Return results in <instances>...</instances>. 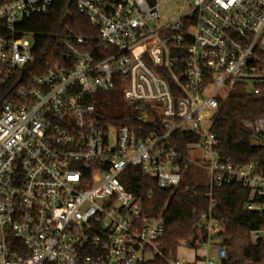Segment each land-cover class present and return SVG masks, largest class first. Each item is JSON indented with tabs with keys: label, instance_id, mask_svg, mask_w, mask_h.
<instances>
[{
	"label": "built area",
	"instance_id": "1",
	"mask_svg": "<svg viewBox=\"0 0 264 264\" xmlns=\"http://www.w3.org/2000/svg\"><path fill=\"white\" fill-rule=\"evenodd\" d=\"M75 1L97 37H64V62L24 86L20 72L34 60L24 24L47 15L54 0L0 5V264H189L165 256L162 215H146L121 184L134 167L161 189L199 171L211 199L199 224L205 240L197 231L179 247L202 248L203 264H219L225 223L212 218V190L236 184L264 200V166L225 159L211 131L236 85L264 94V0ZM169 2L187 12L153 27ZM116 88L145 122L157 116L162 134L140 138L129 125L102 123L90 98ZM244 127L264 136V118ZM176 132L198 136L187 156L170 146ZM196 151L202 156L191 160ZM262 201L245 210L263 216Z\"/></svg>",
	"mask_w": 264,
	"mask_h": 264
},
{
	"label": "trees",
	"instance_id": "2",
	"mask_svg": "<svg viewBox=\"0 0 264 264\" xmlns=\"http://www.w3.org/2000/svg\"><path fill=\"white\" fill-rule=\"evenodd\" d=\"M9 1L0 0V5ZM24 31L34 35V60L20 72L23 77L20 85L23 86L27 81L42 75L48 65L64 62V37H97V31L93 29L90 20L79 13L75 0H54L52 10L47 15L26 22ZM90 102L96 107L102 123L117 127L129 125L140 138L151 133L162 134L157 116L154 122H145L143 113L124 101L118 88L96 93ZM257 118H264V94L254 96L245 86L236 85L234 91L221 103L211 128L217 137V149L222 157L239 165L260 163L264 166V144H256L264 141V136L254 137L244 127L246 120ZM197 142L196 134L185 132H176L169 140L170 146L184 156L188 155L187 146ZM186 164L182 161L181 169H185ZM193 170L189 168L185 172L184 184L177 189L157 187L156 182L145 177L137 167L129 168L120 178L125 190L141 200L140 205L146 215H162L163 252L173 261L177 259L179 243L196 236L197 231H201L205 240V232L199 224L211 207V199L207 196L210 189L202 185L203 181H196L195 174L201 176L199 171ZM212 199L215 202L212 218L225 223L224 233L220 237L227 257L219 264H264V215L245 210L248 202H260L263 199H256L248 189L236 184L213 189ZM257 231L261 235L255 238L253 235ZM144 264L169 263L157 257Z\"/></svg>",
	"mask_w": 264,
	"mask_h": 264
},
{
	"label": "rangeland",
	"instance_id": "3",
	"mask_svg": "<svg viewBox=\"0 0 264 264\" xmlns=\"http://www.w3.org/2000/svg\"><path fill=\"white\" fill-rule=\"evenodd\" d=\"M112 2L118 1V0H110ZM187 12L186 5L183 2H169L167 4H164L160 6L159 13H160V21L152 23L153 27H156L157 29H161L162 27L169 25L173 21L177 20L181 16H183ZM256 144H264V141L256 142ZM202 156L200 151H196L195 153L190 152L189 158L191 160L199 159ZM196 181L198 183H201L202 178L199 177V175L195 174ZM197 256L198 257H206V251L202 248L196 249ZM211 258L216 259L215 251L211 250L210 254ZM195 256V252L192 249H189L187 247H179L177 251V259L178 260H192Z\"/></svg>",
	"mask_w": 264,
	"mask_h": 264
},
{
	"label": "crops",
	"instance_id": "4",
	"mask_svg": "<svg viewBox=\"0 0 264 264\" xmlns=\"http://www.w3.org/2000/svg\"><path fill=\"white\" fill-rule=\"evenodd\" d=\"M194 252H195V256H194V258L190 261V260H187V262L189 263V264H203V262H202V259H204L205 257H198L197 256V254H196V252H197V250L196 249H192ZM211 252V251H210ZM210 254V253H209ZM208 254V255H209ZM207 255V254H206ZM205 255V256H206ZM215 256H216V253H215ZM209 257L211 258V256L209 255ZM213 259V258H212ZM214 261H217V256H216V259H213Z\"/></svg>",
	"mask_w": 264,
	"mask_h": 264
}]
</instances>
